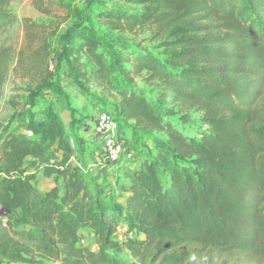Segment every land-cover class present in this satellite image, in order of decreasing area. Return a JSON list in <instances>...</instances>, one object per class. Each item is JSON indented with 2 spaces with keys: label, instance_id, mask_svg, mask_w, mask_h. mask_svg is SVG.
<instances>
[{
  "label": "trees",
  "instance_id": "1",
  "mask_svg": "<svg viewBox=\"0 0 264 264\" xmlns=\"http://www.w3.org/2000/svg\"><path fill=\"white\" fill-rule=\"evenodd\" d=\"M120 1L146 12L106 10L101 17L119 29L160 25L168 33L163 54L123 45L115 59L129 69L126 82L114 84L102 42L77 32L72 70L112 88L120 116L166 143L156 160L128 175L125 206L111 210L73 165L78 142L59 115L29 125L41 141L11 129L19 116L0 121V210L10 212L0 216V264H264V0ZM7 5L0 0V38L17 23ZM22 28L13 70L0 44V103L11 71L38 95L51 88L50 31L30 19ZM138 77L155 98L133 87ZM21 99L10 103L19 109ZM174 116L203 129L185 132ZM29 157L47 161L43 176L61 180L62 194L57 185L36 187V175L23 171ZM120 223L142 238L114 243ZM85 230L98 251L80 245ZM122 250L131 261L118 257Z\"/></svg>",
  "mask_w": 264,
  "mask_h": 264
},
{
  "label": "rangeland",
  "instance_id": "2",
  "mask_svg": "<svg viewBox=\"0 0 264 264\" xmlns=\"http://www.w3.org/2000/svg\"><path fill=\"white\" fill-rule=\"evenodd\" d=\"M8 11L17 19V23L8 28L0 38V44L10 54L11 70L15 67L18 52L24 45L22 20L48 27L50 38L48 42L49 71L52 79L51 88L36 94L28 79L22 80L20 74L11 71L9 84L4 89V99L0 103V121L7 123L9 118L19 116L12 123L11 129L16 134L41 141L42 136L29 131L30 126H40L50 120V112L60 116L66 127L76 137L79 150L72 159L74 166L81 169L82 175L89 185L93 196L100 198L113 210L123 208L127 198L128 175L139 168L145 161H154L157 156V146L166 143V136L155 133H145L136 128L133 122L120 116L118 106L120 98L112 88L106 85L84 82L72 70V34L89 33L97 37L102 46L108 63L112 68L114 84H124L123 69L115 59L123 45L133 49H144L161 56L163 41L168 39V33L160 25L128 28H116L101 17L102 12L113 10L118 13L143 14L145 5L126 3L120 0H7ZM83 61L86 60L83 58ZM91 68V66H89ZM16 88V91L13 88ZM133 87L144 91L149 98H155L151 87L144 85L141 77L135 78ZM38 95V96H37ZM20 96L22 107L16 109L10 102ZM33 96H37L32 101ZM31 102V103H29ZM106 113L116 123L115 137L123 144V149L117 159H111L106 148L107 135L98 131L99 116ZM196 118L197 115H194ZM173 120L185 132L197 135L203 129L199 123L184 124L178 116ZM71 126V127H70ZM57 155L55 147L49 151ZM47 161L42 158L27 159L25 171L36 175L35 185L42 191L57 185L61 190L63 183L55 182L54 178L43 176V166ZM6 217L8 214H1ZM118 220L122 222L120 214ZM81 246L92 251H98L99 245L93 232H82ZM138 232H128L120 223L117 233L112 238L114 243L123 245L126 240H139ZM122 261H131L127 251L117 254Z\"/></svg>",
  "mask_w": 264,
  "mask_h": 264
},
{
  "label": "built area",
  "instance_id": "3",
  "mask_svg": "<svg viewBox=\"0 0 264 264\" xmlns=\"http://www.w3.org/2000/svg\"><path fill=\"white\" fill-rule=\"evenodd\" d=\"M116 127L117 125L110 115L100 114L98 131L107 135L106 148L111 159H117L123 149V144L114 135Z\"/></svg>",
  "mask_w": 264,
  "mask_h": 264
},
{
  "label": "crops",
  "instance_id": "4",
  "mask_svg": "<svg viewBox=\"0 0 264 264\" xmlns=\"http://www.w3.org/2000/svg\"><path fill=\"white\" fill-rule=\"evenodd\" d=\"M31 158H38V157H29L28 159H31ZM26 161H27V160H26ZM23 171H24L25 174H31V173L26 172L24 167H23ZM54 186H55V185H54ZM54 186H53V187H54ZM53 187H51V188H53ZM51 188H50V189H51ZM50 189H48V190H50ZM48 190H47V191H48ZM60 192H61V194L63 193V188L60 190ZM1 214H8V216H9L10 212H9L8 210H6V209H1V210H0V216H1L2 218H4V219H7L8 216L4 217V216H2ZM85 231H86V230H85Z\"/></svg>",
  "mask_w": 264,
  "mask_h": 264
}]
</instances>
